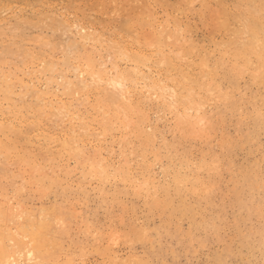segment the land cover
I'll return each instance as SVG.
<instances>
[{
    "label": "rangeland",
    "instance_id": "obj_1",
    "mask_svg": "<svg viewBox=\"0 0 264 264\" xmlns=\"http://www.w3.org/2000/svg\"><path fill=\"white\" fill-rule=\"evenodd\" d=\"M0 264H264V0H0Z\"/></svg>",
    "mask_w": 264,
    "mask_h": 264
},
{
    "label": "bare ground",
    "instance_id": "obj_2",
    "mask_svg": "<svg viewBox=\"0 0 264 264\" xmlns=\"http://www.w3.org/2000/svg\"><path fill=\"white\" fill-rule=\"evenodd\" d=\"M215 12H216V11H215ZM148 35H149V34H148ZM151 38H152V37H151ZM242 50H243V49H242ZM131 57H132V56H131ZM168 60H169V59H168ZM171 67H172V66H171ZM172 68H173V67H172ZM96 77H97V76H96ZM96 77H95V78L93 77V79H92L93 81H92V80H91V81H92L93 83H95V84H98V83L100 84V81H101V80H100V77H98V78H96ZM106 82H107V81H106ZM106 84H107V83H106ZM112 84L116 86V87H115V88H116V91H115L116 93H113V94L118 95V96H115V98H116L117 100H119V102H120L121 104H125V105H127V106H129V107H133V105H132L133 103H132V104L130 103V98H129V96H126L127 93L124 91V88H123V82H122V81H115V80H114V81H112ZM115 88H114V89H115ZM99 89H100V88H99ZM152 90H153V89H152ZM162 91H163V90H162ZM125 93H126V94H125ZM171 93H173V92H171ZM168 94H170V92H169ZM170 95H172V94H170ZM166 96H167V95H166ZM168 97H169V96H168ZM172 97H173V95H172ZM174 98H175V97H174ZM170 99H171V97H170ZM172 99H173V98H172ZM167 101H168V100H167ZM170 102H172V100H170ZM181 104H182V103H181ZM182 105H183V104H182ZM116 109H117V108H116ZM202 121H203V118H200V119H199V122H200V123H199V122H198V123L201 125V124H203ZM199 124H197V125H199ZM203 125H204V124H203ZM195 127H196V126H195ZM146 138H147V137H146Z\"/></svg>",
    "mask_w": 264,
    "mask_h": 264
}]
</instances>
